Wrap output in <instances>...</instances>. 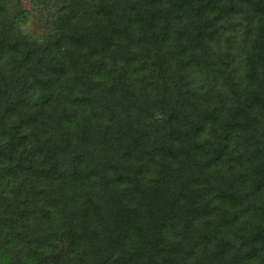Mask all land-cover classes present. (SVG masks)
I'll return each mask as SVG.
<instances>
[{
	"label": "trees",
	"instance_id": "1",
	"mask_svg": "<svg viewBox=\"0 0 264 264\" xmlns=\"http://www.w3.org/2000/svg\"><path fill=\"white\" fill-rule=\"evenodd\" d=\"M0 264H264V0H0Z\"/></svg>",
	"mask_w": 264,
	"mask_h": 264
},
{
	"label": "rangeland",
	"instance_id": "2",
	"mask_svg": "<svg viewBox=\"0 0 264 264\" xmlns=\"http://www.w3.org/2000/svg\"><path fill=\"white\" fill-rule=\"evenodd\" d=\"M22 7L26 10H28V5L26 3L22 4ZM22 30L24 33H30L31 32V25L27 24L22 26Z\"/></svg>",
	"mask_w": 264,
	"mask_h": 264
}]
</instances>
